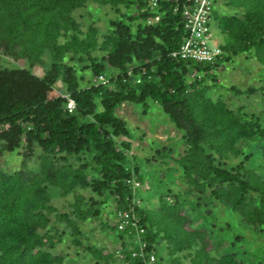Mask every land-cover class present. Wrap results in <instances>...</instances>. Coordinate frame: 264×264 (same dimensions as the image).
I'll list each match as a JSON object with an SVG mask.
<instances>
[{"label": "trees", "instance_id": "trees-1", "mask_svg": "<svg viewBox=\"0 0 264 264\" xmlns=\"http://www.w3.org/2000/svg\"><path fill=\"white\" fill-rule=\"evenodd\" d=\"M152 1L0 0V155L23 148L25 159L13 174L0 171V264L64 263V255L51 251L66 232L53 230L56 208L50 186L63 195L89 187L101 198L88 204L75 193L72 210L55 214L78 246L83 244L81 222L100 215L99 202L114 200L110 227L130 241L118 253L88 245L95 264H143L133 256L135 234L130 230L135 229L117 226L119 210L133 213L146 229L141 239L147 251L157 255L158 264H247L238 252L212 254V231L192 225L181 194L168 190L170 196L163 197L158 209L134 201L144 179L130 159V141L119 140L131 133L117 109L124 103L146 108L149 100L158 103L183 132L185 150L176 162L198 205L204 197L220 201L264 234V172L247 166L250 153L227 165L242 154L241 141L247 138H260L264 156V117L213 99L205 83L214 69L242 54L264 65V0H224L225 11L214 16L212 12L224 36L223 58L214 63L171 56L187 35L183 20L192 0H158L155 9L150 8ZM89 2L117 14L109 19V32L102 40L98 26L83 29L75 16ZM157 15L160 19L149 23ZM45 54L51 63L38 76L32 67L42 63ZM5 56L26 60L30 66L3 67ZM79 64L92 74L88 86L82 85ZM128 65L154 67V78L134 84L117 72L113 88L91 80ZM59 80L61 88L56 85ZM257 91L264 99V85ZM65 93L76 103L73 111ZM36 147L43 150L38 173L26 164ZM135 175L140 182L136 189Z\"/></svg>", "mask_w": 264, "mask_h": 264}, {"label": "rangeland", "instance_id": "rangeland-1", "mask_svg": "<svg viewBox=\"0 0 264 264\" xmlns=\"http://www.w3.org/2000/svg\"><path fill=\"white\" fill-rule=\"evenodd\" d=\"M223 1L214 0L213 16L214 13L223 12L225 9ZM75 16L81 22L83 29H87L90 24L98 26V37L102 40L104 35L109 32V19L116 17L117 14L108 7H101L89 2L88 6L78 9ZM137 23L138 21H134L133 26H136ZM211 33L213 43L221 45L224 36L213 18L211 19ZM5 57L6 59L1 62L3 67L30 66L26 60L15 61L11 57ZM50 63V57L45 54L43 62L35 64L32 71L38 76H43ZM80 66L81 64L77 68L78 74L84 76L82 85L88 86L92 74L90 71L81 70ZM213 73V76H208L205 79L206 85L209 86L208 94L213 99H223L232 108L244 106L248 112L264 117V99L262 94L257 91L264 85V65L258 59L248 58L242 54L235 57L234 61L224 63L214 69ZM56 85L58 88L63 87L60 80ZM230 86H235L237 90L229 89ZM147 106L146 108L144 104L124 103L117 109V114L126 121L131 133L129 137H119V140L130 141V159H133L134 164L139 167V174L144 179L138 192L140 204L145 205L148 209H158L163 197L170 196L168 190H173L181 194L180 201L185 204L187 211L193 217L192 225L206 227L212 231V237L215 240L213 255L219 257L224 253L234 251L238 252L247 264H264L263 233L256 231L253 225L243 222L237 212L220 201L204 197L198 205V199L188 191V186L183 180L182 170L176 162V159L185 150L183 132L176 128L158 103L149 100ZM258 141H260L258 136L241 141L242 154L229 159L227 165L232 166L238 163L245 158V154L250 153L252 157L247 161V166L260 174L264 172V156L260 146L261 142ZM22 150L23 148L13 153L5 152L0 155V171L13 174L14 171L21 168L23 160H25L21 154ZM42 154L43 150L40 147H36L35 152L29 154L31 157L26 161V164L34 172L41 171ZM50 192L52 194L51 204L56 208L51 215L54 218V226H56L53 230L57 229L59 232L65 230L66 232L64 239L51 251L54 254L65 256L63 264H95L88 245L94 244L98 248L118 253L122 244H127L130 241V238H119L117 231L110 227L116 212L115 202L110 199L106 203L99 202L97 207L100 209V215L98 217L81 222L83 244L76 245L73 242L71 230L66 228L64 221H56L55 214L72 210L75 193L84 196L88 204L92 203V198L98 201L101 198L89 187L78 188L75 193L63 195L57 188L50 186ZM238 236L240 238H237Z\"/></svg>", "mask_w": 264, "mask_h": 264}, {"label": "built area", "instance_id": "built-area-1", "mask_svg": "<svg viewBox=\"0 0 264 264\" xmlns=\"http://www.w3.org/2000/svg\"><path fill=\"white\" fill-rule=\"evenodd\" d=\"M157 6L158 0H153L150 8L155 9ZM176 9H178V7H176ZM213 9L214 0H192L191 5L186 7L183 22L187 35L180 45L171 51V56L173 58L210 63H214L218 58H223L221 46L215 42L213 43L211 38ZM159 19L160 16L157 15L154 19L150 20L149 23L158 21ZM154 71V67L149 70V68L141 65H128L123 71L112 68L109 72L95 75L91 80L93 84L97 86L106 85L113 88L115 84L112 81V76L118 77L117 72H120V76L123 77L125 82L142 84L144 81L154 78ZM199 76L201 75L199 74ZM63 96L67 97L68 109L73 111L76 107L75 101L67 93L63 94ZM133 183L135 189L140 186V182L136 179V175L133 178ZM133 198L135 201L137 197L134 196ZM136 201H140V199L138 198ZM115 216L117 226L120 230H124L128 226H132L135 229L130 230V232L135 234L133 240V256L141 258L143 264H158L157 255L154 252L147 251V243L141 239V235L146 232V229L140 226L135 215L126 210H119Z\"/></svg>", "mask_w": 264, "mask_h": 264}, {"label": "crops", "instance_id": "crops-1", "mask_svg": "<svg viewBox=\"0 0 264 264\" xmlns=\"http://www.w3.org/2000/svg\"><path fill=\"white\" fill-rule=\"evenodd\" d=\"M214 11V10H213Z\"/></svg>", "mask_w": 264, "mask_h": 264}]
</instances>
